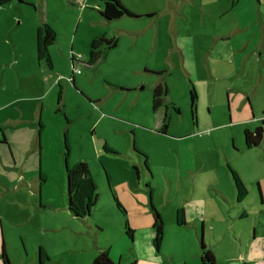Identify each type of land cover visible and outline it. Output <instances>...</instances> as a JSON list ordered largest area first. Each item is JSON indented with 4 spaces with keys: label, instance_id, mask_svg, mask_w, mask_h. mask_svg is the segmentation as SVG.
I'll use <instances>...</instances> for the list:
<instances>
[{
    "label": "rangeland",
    "instance_id": "obj_1",
    "mask_svg": "<svg viewBox=\"0 0 264 264\" xmlns=\"http://www.w3.org/2000/svg\"><path fill=\"white\" fill-rule=\"evenodd\" d=\"M130 2L138 9L151 10L153 17L133 19L123 16L109 21L112 28L108 29L105 37L115 40L116 46L102 55L106 62L97 65L92 82L84 78V81L76 80L74 85L70 82V69L76 76L77 69L89 71L82 64H77L82 60L81 53L73 49L70 50L72 55L65 54V58L59 55L51 70L53 74L60 75V71L66 73L60 85L66 84L69 89L67 92L61 89L59 99L58 84L52 93L45 94L43 100L35 97L36 88L42 85L40 89H44V82H50V68L43 62L37 63L35 37L30 28L32 13L28 7L18 5L17 0L0 6V121L20 112L28 120L17 125L16 129H13L12 123H4L0 127V141H3L4 130L11 142L8 145L0 143V213L5 222H14L8 227L6 224L5 228L0 224V245L4 243L9 264H23L19 251L23 239L30 243L40 241L46 246L49 261L43 264H92L88 247L93 244L96 228L89 226L87 220L106 227L98 234L100 241H103L111 231L115 233L120 227L124 229L126 219L130 225L131 221L142 218L141 206L147 205V218H151L150 196L153 205V199L164 202L163 210L154 205L164 222L163 241L158 251L155 250L158 255L156 261L141 256L140 261L136 263L132 260V264H179L183 258L189 264H200L197 250L200 247L201 228L203 243L213 251L217 264H239L226 258L232 255L239 257V253L243 252L242 246L247 242H254L256 248L250 251L251 256L264 255V194L259 182L252 181L250 190L246 187L248 193L245 199L236 202L244 210H233L228 202L224 203L225 206H217L214 200H208L205 210H184L187 220L177 225L174 221L176 210L173 208L176 200L172 201L174 204L167 200L188 191V177L184 179L185 184L179 185L178 170L165 169V173L157 162L160 158L171 162L174 156L172 146L176 141L166 138L174 136L172 132L186 133L194 125L198 129L212 126L213 139L202 140L198 152L199 157L213 170L207 168L196 174L201 189H213L212 183L215 181L221 183L226 191L233 187L231 179H227L230 175L227 164L233 168L234 163L225 158L222 145L235 154L236 162L246 174L250 164L257 167L260 175L264 174V136L261 144L251 149L239 151L235 146L242 137L240 126L234 124L240 117L237 105L248 104L246 96L242 97L235 88H226L231 80L202 79L204 71H198V79L194 80L186 75L177 57L175 30L186 51L190 36L224 33L228 29L225 23L227 16L220 15L231 4V0ZM172 16H176L175 24ZM117 29L123 30L119 32ZM202 47L197 44V48ZM154 80L166 86L165 102L168 105L169 101L172 102L178 110H173L171 116L167 117V134L154 133L146 125L156 112L150 106L145 115L141 109L144 101L138 108L119 116L108 113L99 105L93 107L96 102L89 98V95H102L115 87L129 90V86L140 81H146L148 84L145 87L149 88ZM192 86L197 94L196 124L192 118L189 95ZM42 105L45 108L41 115L38 112ZM163 109L157 110L159 116ZM98 110L113 118L96 121ZM38 115L44 117L46 123L41 133H38ZM65 115L70 118V122H67ZM227 120H230L229 124ZM138 125L142 129L135 127ZM65 131L70 149L68 165H73L77 160L87 162L98 192L95 206L90 215L83 219L72 215L67 209L65 161L62 154ZM42 133L43 144H40ZM98 137L106 139L117 150L114 149V153L105 152L102 149L104 142L98 147ZM139 143L150 153V172L143 168L139 171L137 160L133 159L134 156L138 157L133 145L137 147ZM41 158L47 177L39 187ZM48 162L52 165L50 171L47 169ZM56 162L61 167V177L56 171ZM262 184L264 187V178ZM148 186L152 188L151 195ZM112 192L124 206L126 215L117 209ZM240 211L245 212V217H240ZM195 216L198 217L197 225L193 226L187 221ZM169 217L174 221L170 226ZM190 241L194 242L196 252ZM119 262L131 264L125 258L120 259V256L114 264ZM240 262L243 264V261Z\"/></svg>",
    "mask_w": 264,
    "mask_h": 264
},
{
    "label": "crops",
    "instance_id": "obj_2",
    "mask_svg": "<svg viewBox=\"0 0 264 264\" xmlns=\"http://www.w3.org/2000/svg\"><path fill=\"white\" fill-rule=\"evenodd\" d=\"M120 1L129 11L136 15V17H131L133 19H138L141 16L153 17L154 15V13L149 9H138V7L132 5L130 0ZM12 3L13 0H11L10 4ZM17 3L21 7L25 6L30 9L32 13V15L30 16V28L34 33V37L36 33V28L42 22L47 23L54 29L56 33L55 41L49 48L50 56L53 61V67L54 60H56L59 55L60 57L65 58V54L72 55L70 50L74 49L75 51H78V54H82H80V58L82 60L78 61L77 64H82L85 69L89 71H80L79 73L75 72L78 75L76 76L74 74V71L70 69V76H72L70 78V82L73 81L74 85L76 84V80L84 81L82 78H84L87 82H92L96 74L97 65L106 62V59L104 57H101L95 65H88L87 57L90 50L89 45L93 39L100 36H106V33H108V29L112 28V24H110L109 21H106L101 17V1L17 0ZM27 12H29V10ZM220 16H227V18L225 19V23L228 26V29L220 35L208 33L204 35L195 34L194 36H190L189 48L187 51L184 48L182 41L178 40V32L175 30V43L176 49L178 51L177 57L182 68L186 71V75L193 77L194 80L198 79V71H204L202 79H207L208 81L231 80V82L226 85V88H235V90L240 93L242 97L246 96L248 104L240 103L239 105H237V110L240 113V117H238L234 121L235 125L240 126V132L242 131V137L240 142L235 144V146L240 149L239 151H241L242 149H247L244 146V131L246 129L249 131H254L257 127L263 128L262 118L264 114V0H237L234 6L231 7L230 4L227 8H224ZM172 19L175 24L176 16H172ZM117 30L121 32L123 29ZM197 44H200L203 47L199 49L197 48ZM106 52H108V50ZM72 63L73 62H71V64ZM146 66L148 68H155L149 67L148 65ZM53 67H51L50 71L48 72L50 82H44L43 84L46 85V87L44 89L43 87L40 89V87L42 86L41 84V86H36L37 92L35 97H39L41 100L45 98L46 93L47 95L52 93V90L56 87V85H60V80L63 79V74H66L62 73V71H60V75L56 73L53 74L51 70ZM145 82L140 81V83L131 85L129 86V88H131L129 90L115 87V89H110L111 92L108 90L107 92L102 93V95H95L93 97L92 95H89V98L91 100H95L96 102L95 106L93 107H97L99 105V108L107 110L108 113L119 114V116L120 114L128 112L133 108H138L140 106L139 104L144 101V105L141 109L146 115L149 112V107L152 106L153 92L150 87H145L148 84ZM140 84L145 85L142 86ZM151 84L157 85L160 84V81L154 80ZM59 87L65 90V92H67L69 89L68 85L66 84L60 85ZM92 103L94 105V102ZM44 108L45 107H43L42 105L41 109H39L38 114H40L41 112L42 115L44 112ZM100 111L101 110H98L96 112V121H101L103 118H113L112 115H106ZM22 114L23 112H20L14 117L2 119V121H0V127H2V124L4 123H12L14 125L13 129H16L17 125L28 122L27 119H24L22 117ZM39 120L43 124V130L46 124L44 121V117L38 115V124ZM161 120L162 115L160 114L159 116L156 111V113L154 114V118L149 119L146 125L150 126L154 133H157L155 131L159 130L161 126ZM229 123L230 120H227V124ZM135 127L138 129H142L139 125ZM212 128V126H205L201 129H198L197 125H194V127L190 128L186 133L172 132L174 136L166 138L170 140L173 139L171 141H176L173 144L174 146H172V153L174 156L171 159V162L167 159H157V162H159L158 166L162 167L165 173V169L174 168L178 170L177 181L179 185L185 184L184 179L188 177V191H186L180 196L178 195L177 198L174 197L167 200L168 203L176 200L175 205L173 207L175 210H177L178 208H182L183 210H205L208 200H214L217 206H225L224 203L228 202L232 206L231 208H233V210H244L241 204L236 205V202H242L245 198L241 201H238L236 199V189L229 170V167H232L229 165V163L227 164V168L230 175L229 177L227 176V179L228 181L229 178L231 179L233 187L231 186L228 191L223 189L222 185H220L221 183L217 181L212 183V186L214 188L210 190L201 189L200 185L197 182V173L206 170L207 168L208 170L213 171L212 169H209L210 166H208L207 163L199 157L198 153L201 149V143L203 142L202 140L207 141L213 139ZM3 132L5 135L2 133L3 141H0V143L7 145L8 143L11 144L8 135L4 130ZM96 142L98 143V147L101 143L104 142L109 148L113 150L112 153L117 150L116 147L108 143L106 139H103V137H98ZM40 144H43V133L41 135ZM260 144L261 142L259 143V145ZM137 147L136 148L139 149L141 152H145L148 154V156L146 157L147 166L149 167V170L150 168L152 169L150 153L146 152V150L142 148V145L140 143ZM222 151L225 153V158H228L230 162L234 163L233 168L235 170L233 168L232 169L235 172L237 171L239 173L242 178L241 180L244 181L243 184L245 183L244 185H246L245 187L250 190V183L252 181L259 182L260 187L262 188V192L264 194V187L262 184V178H264V174L260 175V173H258L257 171V167H254V165H251L250 163V169L248 170V174H246L245 171H242L240 165L236 162L235 154L231 150L222 145ZM133 159L137 160L138 166L141 165L143 162V159L141 157L136 158L134 156ZM141 167L145 170L142 165ZM39 168V172L41 171L43 175L47 177V173L44 170L43 158H41ZM51 168V162H48L47 169L50 171ZM142 168L139 167V171ZM211 168L214 167L211 166ZM56 171L60 174L61 177V167L58 162H56ZM223 179L224 181H226L225 176H223ZM144 180L148 182L147 179ZM38 184L40 187L41 185L39 183V173ZM149 192L150 194H152V188H150ZM38 198L39 200L41 198L40 188L38 189ZM153 202L155 206H160L158 207L159 210H163L164 202L159 203L160 201L158 199H153ZM172 203L174 204V202ZM53 205L56 206L55 203H53ZM39 206L42 205L39 203ZM140 211H143L142 218L130 222V227L131 229H133L132 239H127L125 236V230L120 227V229L116 230L115 233L111 231L110 235H108V238L103 241H100L98 234L99 232L105 230L106 227L100 225L97 222L95 223L87 220V224H89V226H93L96 228L94 234V241L92 240L93 244L90 245V248L88 247L90 252L89 256L90 260H92V264L95 257H97L104 250L108 251V255L113 262H115L116 258L119 256L120 259L125 258L127 263H131L132 260L137 263L138 261H140L141 256L150 258L154 261L158 259V255L155 251L156 249L153 246V230L151 227V218H147V205L141 206ZM238 213L240 214V217H245L246 215L243 211H240ZM197 218L198 217L195 216L187 222L190 224L192 223L193 226H195L197 225ZM186 220L187 219L185 216V222ZM174 221L176 223V212ZM174 221L169 217L168 225H172ZM0 224H2L3 228H5L6 224L8 227L9 224H14V222H5L2 217V213H0ZM189 243L196 252L194 242L190 241ZM262 244L264 248V242H262ZM2 247L5 248L3 242H1L0 245V264H4L1 257ZM20 248V260L23 264H36V262L37 264H40L38 261L39 248H42L49 257L47 252L48 249L40 241L37 243H30L26 242L25 239H23V244L22 247L20 246ZM199 249L197 250L198 258ZM207 249H209L213 253L210 248L207 247ZM253 249L256 250V248L254 247V242H247L244 244V247L242 246L241 250H243V252L241 251L239 253V257L232 255L228 256L226 260L236 261L239 264L241 263L240 261H243V264H264V255L256 254L254 256H251L250 251ZM182 260L183 262H179V264H189L186 258H183ZM48 261L49 259H47V262ZM191 263L195 264L193 262Z\"/></svg>",
    "mask_w": 264,
    "mask_h": 264
},
{
    "label": "trees",
    "instance_id": "obj_3",
    "mask_svg": "<svg viewBox=\"0 0 264 264\" xmlns=\"http://www.w3.org/2000/svg\"><path fill=\"white\" fill-rule=\"evenodd\" d=\"M102 3V8L100 10L101 17L106 21H111L118 19L123 16H136L131 11H129L120 0H100ZM11 2V0H0V6L7 5ZM22 2V1H21ZM237 0H231V7L235 5ZM28 5V4H27ZM153 15V14H150ZM149 15V16H150ZM56 37V33L54 29L49 26L47 23L42 22L37 28L35 33V54L36 58L39 62H43L47 67L51 68L53 66L52 59L50 56L49 48L54 43ZM116 46V41L105 36H100L93 39L90 43V50L87 57V64L90 66L95 65L103 54L112 47ZM164 91L166 90V86H162ZM61 88L59 87V99L61 98ZM190 95V103H191V113L192 118L194 119V123L196 124V113H195V105L197 94L195 88L192 86L189 92ZM158 90L156 89L153 92L152 96V108L156 110L160 105V100L157 98ZM177 110V108H176ZM264 115V114H263ZM65 119L67 122H70V118L65 115ZM43 127L42 122L39 120V133L41 132ZM164 130V129H162ZM263 136V128L257 127L254 131L245 130L244 131V146L247 149H251L255 146H258L262 140ZM64 151L63 158L67 163L65 166V175L68 182L67 186V208L70 213L78 218H84L90 215L93 207L96 204L98 199V192L96 185L94 184L93 178L90 173V169L88 167L87 162L83 160H77L73 165H68V157H69V143L66 131L64 132ZM102 149L105 152H113L111 148H109L105 143L102 145ZM133 151L143 159L142 166L146 171L150 172L149 167L146 162V155L141 152L139 149L133 145ZM231 177L236 189V199L241 201L245 198L247 194V189L240 179L239 175L229 167ZM108 178V176H107ZM46 177L43 173L39 172V183L42 186ZM149 187V186H148ZM150 191V187H149ZM151 195V194H150ZM112 198L117 209L123 214L126 215V210L122 203L118 200L116 195L112 192ZM150 206V214H151V227L153 230V246L156 250H158L163 241L164 235V222L161 217V214L155 208L153 203L149 201ZM185 223V215L184 210L182 208H178L176 210V224L182 225ZM124 230L125 236L127 239L133 238V229H131L128 220L126 219L124 222ZM1 257L4 264H9L8 254L4 247L1 250ZM48 259L47 253L39 248L38 251V261L40 264H43ZM199 262L200 264H216L215 257L213 253L207 249L204 245H200L199 249ZM93 264H114V262L110 259L108 255V251H102L95 259L93 260Z\"/></svg>",
    "mask_w": 264,
    "mask_h": 264
},
{
    "label": "flooded vegetation",
    "instance_id": "obj_4",
    "mask_svg": "<svg viewBox=\"0 0 264 264\" xmlns=\"http://www.w3.org/2000/svg\"><path fill=\"white\" fill-rule=\"evenodd\" d=\"M162 86H164V85L161 83L157 84V85H152V84L149 85L152 92H154L156 89L158 90L157 98L161 102L160 105L157 107V109L154 111L156 112L159 108L163 109V107H164L163 112H162L161 126H160L159 130H156V131L166 133L167 132V122H168L167 117L171 116L173 110H175V111H178V110H176V106L172 102L169 101L170 106L168 105V103L165 102L167 88L164 91ZM263 117H264V115H263ZM262 125H263V123H262ZM263 128H264V126H263ZM162 129H164V130H162Z\"/></svg>",
    "mask_w": 264,
    "mask_h": 264
},
{
    "label": "water",
    "instance_id": "obj_5",
    "mask_svg": "<svg viewBox=\"0 0 264 264\" xmlns=\"http://www.w3.org/2000/svg\"><path fill=\"white\" fill-rule=\"evenodd\" d=\"M132 17H136V16H132ZM73 79V78H72ZM71 83H72V85H73V81H71ZM158 132V131H157ZM158 133H162V132H158ZM162 134H167V133H162ZM66 162H65V166H66ZM139 167L140 168H142L141 167V165H139ZM67 186H68V182H67V179H66V195H67ZM150 200V199H149ZM151 201V200H150ZM203 244V233H202V228H201V230H200V232H199V245H202Z\"/></svg>",
    "mask_w": 264,
    "mask_h": 264
},
{
    "label": "built area",
    "instance_id": "obj_6",
    "mask_svg": "<svg viewBox=\"0 0 264 264\" xmlns=\"http://www.w3.org/2000/svg\"><path fill=\"white\" fill-rule=\"evenodd\" d=\"M79 72H80L79 69H77V73H79ZM262 119H263V126H264V117Z\"/></svg>",
    "mask_w": 264,
    "mask_h": 264
}]
</instances>
